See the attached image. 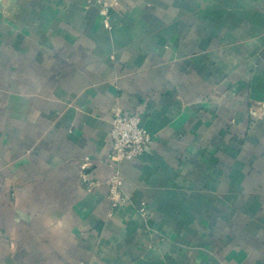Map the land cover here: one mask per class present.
<instances>
[{
    "label": "crops",
    "instance_id": "obj_1",
    "mask_svg": "<svg viewBox=\"0 0 264 264\" xmlns=\"http://www.w3.org/2000/svg\"><path fill=\"white\" fill-rule=\"evenodd\" d=\"M110 1L0 0V264H264V0Z\"/></svg>",
    "mask_w": 264,
    "mask_h": 264
},
{
    "label": "built area",
    "instance_id": "obj_2",
    "mask_svg": "<svg viewBox=\"0 0 264 264\" xmlns=\"http://www.w3.org/2000/svg\"><path fill=\"white\" fill-rule=\"evenodd\" d=\"M99 3L101 5L99 15L103 19L104 27L109 29V9L113 4L110 0H99ZM108 137L111 144L109 161L114 165V171L106 182L108 187V198L111 207L118 208L127 202V197L122 191V177L119 165L123 162L133 161L141 157L151 146L152 137L141 127L140 116L138 114H123L117 108L113 112ZM87 166V161L82 162L80 179L87 185L89 190L92 182L86 178L83 172ZM139 213L142 216L146 215L147 212L144 204L140 206Z\"/></svg>",
    "mask_w": 264,
    "mask_h": 264
}]
</instances>
